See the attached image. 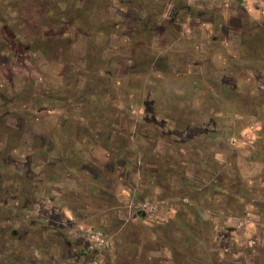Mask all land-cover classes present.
I'll return each mask as SVG.
<instances>
[{
  "label": "rangeland",
  "instance_id": "rangeland-1",
  "mask_svg": "<svg viewBox=\"0 0 264 264\" xmlns=\"http://www.w3.org/2000/svg\"><path fill=\"white\" fill-rule=\"evenodd\" d=\"M122 1L0 0V264H264V0Z\"/></svg>",
  "mask_w": 264,
  "mask_h": 264
},
{
  "label": "flooded vegetation",
  "instance_id": "flooded-vegetation-1",
  "mask_svg": "<svg viewBox=\"0 0 264 264\" xmlns=\"http://www.w3.org/2000/svg\"><path fill=\"white\" fill-rule=\"evenodd\" d=\"M175 9L176 10H175V12L173 13L172 16H190V12H186L187 9H185V8L182 9V7H181V9H180V7L178 5H176ZM2 12H3V16H9L10 15L9 13L5 12V8L2 10ZM164 14H165V12L162 13L163 16H165ZM18 15L19 14H16L15 16H18ZM39 15L40 16H55L56 14L54 12L53 13H48V14L39 12ZM59 16H60V14H59ZM73 16H79V14H75ZM8 31H9V36H7L6 34H4V36L7 37V41L8 42H14L15 35L13 33H10V30H8ZM2 42L4 43V41H2ZM41 42L42 43L43 42L46 43V42H48V40H47V38H45V40L43 38ZM6 45H8V44L6 43ZM27 46H29V45H27ZM28 50L29 51H24V53H28V52L30 53L31 52L30 49H28ZM38 50L39 49L35 50L34 52H31L26 59H21V60H19V62H21V64H23L22 62L24 60H29V62H31V60H32V63H33L34 59L32 57H33V55L38 53ZM99 52H100V50H91V55H89V57L92 58L94 63H96L98 61ZM62 53H63V50H62ZM68 53L69 52H68V49H67L66 55H69ZM69 56L71 57V55H69ZM69 56H67V57L65 56V60L66 61H68ZM0 60H1L0 61V68L1 67H5L6 65L9 64L7 62V60L2 59L1 57H0ZM72 60L74 61V59H72ZM85 60H86V55H81L80 54L78 56V58H77L78 63H81L82 61L85 62ZM130 62H131V60H130ZM152 63H155V60ZM26 65L24 64V66H26ZM72 65H74V64H71V65L67 64V68L64 67L65 70L64 69L61 70V75H63V76L64 75H68L69 77H71L73 72H74V71H72V69H73ZM143 65L144 64H140V62H135L132 65V70L133 69L136 70V68L138 69L139 67H142ZM10 68H11V66H10ZM80 69L77 70L79 77L74 79L78 83L80 82V79H81L80 76L82 77L84 75V68H80ZM90 70H92V74L94 75L93 68L90 67ZM11 84H13V83H11ZM2 88H3V90H5L4 89L5 85L0 84V90H2ZM20 95H22V94L17 93L16 89L15 90L13 89V91L11 93H8V92H5V91L4 92L0 91V97L2 99H7V101H9V102L13 101L16 97H20ZM32 96H34V94ZM49 96H51V93H49ZM108 121H109L108 124L104 127L105 131L103 132V134H105L104 136H106V140L110 139L112 134H113V123H112L113 120L112 119L110 120V118H109ZM83 128H84L85 134H89L90 131L86 128V126L83 125ZM50 142H52V141H50V139H49V143ZM125 164H126V162L122 163L123 167H126ZM7 175L8 174H6V176L4 175L2 177V179L0 178V213L4 214L5 213V209H7V211H12L14 213H21L22 212L21 209L23 207H25L28 204L29 201L26 200V198L24 196H22V194L20 192L17 193L14 189H11L9 186H5L4 185L5 177H8ZM0 177H1V174H0ZM137 213L139 215L142 214V212H140V210ZM2 228L3 227H0V229H2ZM13 234L15 235V232H13ZM58 240H59L60 244H64L66 246V255L69 257L68 259L70 260V259L73 258L70 262H72L73 264H84V262H85V257H84L85 253L84 252L78 251L76 254L75 253L72 254L71 253V248H72L71 243L66 241V238L63 235L58 236ZM94 263H95L94 261L91 262V264H94Z\"/></svg>",
  "mask_w": 264,
  "mask_h": 264
},
{
  "label": "built area",
  "instance_id": "built-area-1",
  "mask_svg": "<svg viewBox=\"0 0 264 264\" xmlns=\"http://www.w3.org/2000/svg\"><path fill=\"white\" fill-rule=\"evenodd\" d=\"M88 240L90 243V249H93L94 247H100V245L98 246V244H102L105 241L104 237L99 232H89Z\"/></svg>",
  "mask_w": 264,
  "mask_h": 264
},
{
  "label": "trees",
  "instance_id": "trees-1",
  "mask_svg": "<svg viewBox=\"0 0 264 264\" xmlns=\"http://www.w3.org/2000/svg\"><path fill=\"white\" fill-rule=\"evenodd\" d=\"M142 215V214H141Z\"/></svg>",
  "mask_w": 264,
  "mask_h": 264
}]
</instances>
